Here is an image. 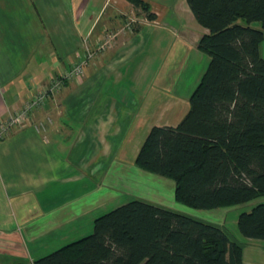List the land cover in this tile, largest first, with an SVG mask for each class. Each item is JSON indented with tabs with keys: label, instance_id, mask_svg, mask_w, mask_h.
I'll return each instance as SVG.
<instances>
[{
	"label": "crops",
	"instance_id": "obj_1",
	"mask_svg": "<svg viewBox=\"0 0 264 264\" xmlns=\"http://www.w3.org/2000/svg\"><path fill=\"white\" fill-rule=\"evenodd\" d=\"M144 1L154 13L147 25L115 37L111 48L92 57L24 126L0 139V252L16 259L29 255L31 261L45 255L39 253L46 246H39L46 245V236L55 244L90 234L87 229L105 213L96 211L125 193L127 184L140 190L135 199L182 212L184 204L173 193L170 205L153 196L164 195L162 185L139 173L149 171L135 164V156L152 126L176 125L187 112L208 64L197 47L208 30L186 0ZM131 4L0 0V119L69 70L86 46L94 50ZM260 52L264 56V40ZM221 208L226 207L216 209ZM221 213L212 223L225 229ZM226 232L240 242L242 264H264V240ZM29 242L32 253L24 248Z\"/></svg>",
	"mask_w": 264,
	"mask_h": 264
},
{
	"label": "trees",
	"instance_id": "obj_2",
	"mask_svg": "<svg viewBox=\"0 0 264 264\" xmlns=\"http://www.w3.org/2000/svg\"><path fill=\"white\" fill-rule=\"evenodd\" d=\"M129 1L154 17L145 1ZM186 3L208 30L197 44L208 64L183 118L152 126L135 164L171 178L185 206L250 204L237 216L238 231L264 240V0ZM3 264H242V249L215 223L132 199L96 217L90 234Z\"/></svg>",
	"mask_w": 264,
	"mask_h": 264
},
{
	"label": "rangeland",
	"instance_id": "obj_3",
	"mask_svg": "<svg viewBox=\"0 0 264 264\" xmlns=\"http://www.w3.org/2000/svg\"><path fill=\"white\" fill-rule=\"evenodd\" d=\"M131 5H132V6H130L131 8L127 9L126 12L121 13V21H120V24H118V27L112 28V29H106L104 31L103 36L98 41V43L96 44L95 47L103 44V42L106 40L108 42L104 43L103 48H100V50H97V48H95L94 49L95 53H94L93 57L98 55L97 53H102L104 51H107L109 48H111L114 45V43L116 42L114 38L117 37L118 35H121L124 37L132 35L134 32L139 30V28H141L143 25H147L149 20H152L149 17V15L147 14V11L144 10L141 6H137L134 4H131ZM148 12L154 16V13L152 11H150V9L148 10ZM251 25L256 27V26H258V23L252 22ZM71 79H73V78L65 79L62 86L60 87V89L54 91L49 96V98L47 100L54 98L56 94L61 92V90H62L61 88L65 85V83L67 81H70ZM123 79L125 80L126 83L125 82L124 83L126 85L130 84V86L132 88H134L129 77L124 76ZM124 83H121V84H124ZM141 88L143 90H146V82L142 83ZM140 171H142V170H140ZM139 173L145 175L150 181H153L155 183L157 182V183H159V185H162V188H160V190H162L164 192V195H161L160 193L159 194L154 193L153 196H158V195H159L158 197L162 196V199H164L167 202V204H169V205L174 202L173 198H172L173 180L171 178L161 176V175H158V174H155L152 172L145 173L142 171ZM126 189H127V191L125 190V193H122L119 196H116V197H113L112 199H110V201L108 202V205H105V207L101 211H99V210L96 211V214H101L103 212H107L108 210H111V209L115 208L116 206L124 204V203H126L132 199L138 198L137 197L138 195H136L140 192V190H138V188H136L135 186L127 184ZM168 202H170V203H168ZM247 205L248 204H242L240 206L235 205V206H231V207L221 208V210H218L216 208L197 209V208H192V207H188L185 205H182L181 207H182V213H185L187 215H190V216H193L196 218H200L202 220L211 221V222H218V220H216L215 216H217L219 213L222 212L221 213V216H222L221 222L224 223L225 229L227 231H230L232 234L239 236L241 234L238 231L237 224H236L237 216H238L239 212L247 209ZM87 231L91 232L92 230L87 229ZM75 238H80V236H76ZM45 239H46L45 241H47L45 243L46 245L39 246L41 248H44L46 246L45 249H43L41 251V253H39L41 255L47 254V253L53 251L54 249L58 248L59 246L68 242L65 239H62V240L59 239V241H56L55 244H49L50 241L47 240L48 236H46ZM27 246H29V248L31 249L30 251L32 253L33 249L35 248V245L32 242L31 243L29 242V243L24 245V248H28ZM23 258L16 259L11 254H8V253L6 254L4 252H0V264H3L5 262H13L15 260L29 261V255H27L26 258H24V259Z\"/></svg>",
	"mask_w": 264,
	"mask_h": 264
},
{
	"label": "built area",
	"instance_id": "obj_4",
	"mask_svg": "<svg viewBox=\"0 0 264 264\" xmlns=\"http://www.w3.org/2000/svg\"><path fill=\"white\" fill-rule=\"evenodd\" d=\"M107 42L106 40L103 44ZM103 44L97 46V50L103 48ZM84 49L85 52L83 57L77 63L73 64L69 70L52 77L45 88L38 89L33 97L22 103L20 108L12 113H8L6 117L0 119V139L4 138L9 133L11 128L24 126L33 112L38 109L54 91L60 89L65 79L74 78L83 73L85 65L95 53L94 50L87 46Z\"/></svg>",
	"mask_w": 264,
	"mask_h": 264
}]
</instances>
